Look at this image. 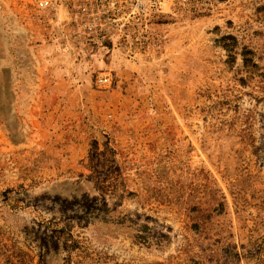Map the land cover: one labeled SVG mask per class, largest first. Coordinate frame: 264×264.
<instances>
[{"label": "rangeland", "instance_id": "obj_1", "mask_svg": "<svg viewBox=\"0 0 264 264\" xmlns=\"http://www.w3.org/2000/svg\"><path fill=\"white\" fill-rule=\"evenodd\" d=\"M37 10L15 43L76 54L95 103L76 168L0 127V264H264V0H173L134 59Z\"/></svg>", "mask_w": 264, "mask_h": 264}, {"label": "crops", "instance_id": "obj_2", "mask_svg": "<svg viewBox=\"0 0 264 264\" xmlns=\"http://www.w3.org/2000/svg\"><path fill=\"white\" fill-rule=\"evenodd\" d=\"M20 8L30 16L38 6L36 0L0 4V19L11 12L13 26L0 29V40L4 41L0 48V64L4 63V68H0V105L4 106L0 127L12 145H18L16 138L21 137V144L28 151L55 153L56 162L79 167L86 157L82 148L86 133L77 131L76 125L85 117L90 118L91 105L95 103L89 86L90 73L77 62L73 52L49 48L43 32L37 36L40 42L33 46L15 43L30 39L27 28L16 27L13 11ZM37 14V22L44 27L42 12Z\"/></svg>", "mask_w": 264, "mask_h": 264}, {"label": "built area", "instance_id": "obj_3", "mask_svg": "<svg viewBox=\"0 0 264 264\" xmlns=\"http://www.w3.org/2000/svg\"><path fill=\"white\" fill-rule=\"evenodd\" d=\"M39 9L66 14L78 41L91 48L143 56L153 44L154 22L169 12L173 0H36ZM100 86L110 84L103 76Z\"/></svg>", "mask_w": 264, "mask_h": 264}]
</instances>
